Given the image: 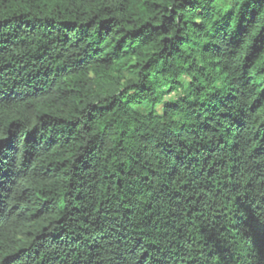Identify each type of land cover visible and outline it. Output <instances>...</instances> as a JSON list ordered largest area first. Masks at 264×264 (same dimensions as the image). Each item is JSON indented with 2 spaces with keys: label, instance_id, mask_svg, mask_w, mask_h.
I'll use <instances>...</instances> for the list:
<instances>
[{
  "label": "trees",
  "instance_id": "16d2710c",
  "mask_svg": "<svg viewBox=\"0 0 264 264\" xmlns=\"http://www.w3.org/2000/svg\"><path fill=\"white\" fill-rule=\"evenodd\" d=\"M0 264H264V0H0Z\"/></svg>",
  "mask_w": 264,
  "mask_h": 264
}]
</instances>
